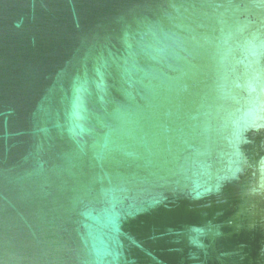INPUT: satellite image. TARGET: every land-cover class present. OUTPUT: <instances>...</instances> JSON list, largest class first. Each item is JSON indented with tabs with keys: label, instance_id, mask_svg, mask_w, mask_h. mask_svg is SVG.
<instances>
[{
	"label": "water",
	"instance_id": "1",
	"mask_svg": "<svg viewBox=\"0 0 264 264\" xmlns=\"http://www.w3.org/2000/svg\"><path fill=\"white\" fill-rule=\"evenodd\" d=\"M0 264H264V0H0Z\"/></svg>",
	"mask_w": 264,
	"mask_h": 264
}]
</instances>
